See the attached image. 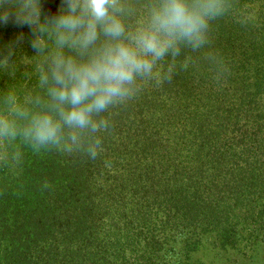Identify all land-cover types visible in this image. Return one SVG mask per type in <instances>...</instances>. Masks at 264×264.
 I'll return each mask as SVG.
<instances>
[{
  "label": "trees",
  "instance_id": "obj_1",
  "mask_svg": "<svg viewBox=\"0 0 264 264\" xmlns=\"http://www.w3.org/2000/svg\"><path fill=\"white\" fill-rule=\"evenodd\" d=\"M233 5L171 83L112 113L97 158L0 146V264H204L206 239L264 243V0ZM31 39L0 21V92L35 87Z\"/></svg>",
  "mask_w": 264,
  "mask_h": 264
},
{
  "label": "clouds",
  "instance_id": "obj_2",
  "mask_svg": "<svg viewBox=\"0 0 264 264\" xmlns=\"http://www.w3.org/2000/svg\"><path fill=\"white\" fill-rule=\"evenodd\" d=\"M233 6V0H61L50 16L41 0H0V21L14 12L31 28L36 78L24 94L0 92V146L97 158L112 113L147 86L171 83L177 61L209 48L214 22ZM14 55L9 47L0 66Z\"/></svg>",
  "mask_w": 264,
  "mask_h": 264
},
{
  "label": "rangeland",
  "instance_id": "obj_3",
  "mask_svg": "<svg viewBox=\"0 0 264 264\" xmlns=\"http://www.w3.org/2000/svg\"><path fill=\"white\" fill-rule=\"evenodd\" d=\"M248 235L250 232H242ZM207 243L200 251H196V256L202 258L204 264H264V243L260 242L251 245L250 242L242 240L236 249L221 250L214 248L206 239Z\"/></svg>",
  "mask_w": 264,
  "mask_h": 264
}]
</instances>
